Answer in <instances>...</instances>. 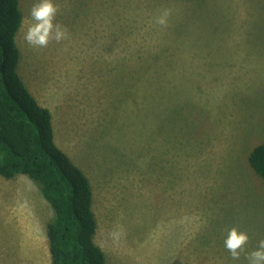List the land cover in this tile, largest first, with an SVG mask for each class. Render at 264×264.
Listing matches in <instances>:
<instances>
[{"label": "rangeland", "instance_id": "obj_1", "mask_svg": "<svg viewBox=\"0 0 264 264\" xmlns=\"http://www.w3.org/2000/svg\"><path fill=\"white\" fill-rule=\"evenodd\" d=\"M35 2L20 0L18 70L92 181L107 264H234L233 225L255 248L264 0H55L68 36L42 48L24 40ZM17 177L0 191V264H51L54 210L37 181Z\"/></svg>", "mask_w": 264, "mask_h": 264}, {"label": "trees", "instance_id": "obj_2", "mask_svg": "<svg viewBox=\"0 0 264 264\" xmlns=\"http://www.w3.org/2000/svg\"><path fill=\"white\" fill-rule=\"evenodd\" d=\"M20 0H0V175L25 174L39 183L54 210L47 224L51 264H107L96 242L94 187L85 170L56 141L53 113L21 76ZM249 162L264 178V142Z\"/></svg>", "mask_w": 264, "mask_h": 264}, {"label": "clouds", "instance_id": "obj_3", "mask_svg": "<svg viewBox=\"0 0 264 264\" xmlns=\"http://www.w3.org/2000/svg\"><path fill=\"white\" fill-rule=\"evenodd\" d=\"M55 0H36L30 9L32 23L24 33V40L34 47H46L50 41L60 42L67 38L68 32L57 19ZM170 9H165L157 17L156 23L166 25ZM250 239L247 230L233 225L227 230L224 248L228 251L234 264H264V238L257 241L255 248L248 250L246 245Z\"/></svg>", "mask_w": 264, "mask_h": 264}, {"label": "crops", "instance_id": "obj_4", "mask_svg": "<svg viewBox=\"0 0 264 264\" xmlns=\"http://www.w3.org/2000/svg\"><path fill=\"white\" fill-rule=\"evenodd\" d=\"M7 179V178H6ZM13 180H23V181H25L26 180V178H24V177H17L16 179H15V177L14 178H11V179H8V180H5L4 178H3V176H0V189H2V190H0L2 193H3V190H4V187L5 186H12L13 185V183L14 182H12ZM22 181V182H23Z\"/></svg>", "mask_w": 264, "mask_h": 264}]
</instances>
